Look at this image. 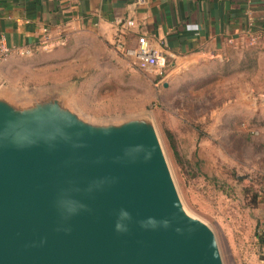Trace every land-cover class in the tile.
Instances as JSON below:
<instances>
[{"label": "water", "instance_id": "95a60500", "mask_svg": "<svg viewBox=\"0 0 264 264\" xmlns=\"http://www.w3.org/2000/svg\"><path fill=\"white\" fill-rule=\"evenodd\" d=\"M64 86L0 88V264H222L214 233L182 204L151 123L86 119ZM61 195L86 210L62 219ZM121 209L132 222L117 232ZM148 217L155 227L140 226Z\"/></svg>", "mask_w": 264, "mask_h": 264}, {"label": "rangeland", "instance_id": "374dc122", "mask_svg": "<svg viewBox=\"0 0 264 264\" xmlns=\"http://www.w3.org/2000/svg\"><path fill=\"white\" fill-rule=\"evenodd\" d=\"M66 53L55 77L67 80L45 86L65 85L86 119L145 118L182 204L210 227L222 264H264V138L252 130L264 71L247 57H223L167 60L146 72L92 37Z\"/></svg>", "mask_w": 264, "mask_h": 264}, {"label": "crops", "instance_id": "0c3cea01", "mask_svg": "<svg viewBox=\"0 0 264 264\" xmlns=\"http://www.w3.org/2000/svg\"><path fill=\"white\" fill-rule=\"evenodd\" d=\"M248 11L260 36L254 45L246 40ZM118 20L134 22L125 36L128 46L144 35L166 61L247 57L264 71V0H0V39L16 49L0 60V88L27 91L66 81L55 75L71 44L92 37L111 47ZM43 28L53 41L48 50L39 46ZM25 48L30 55L19 54ZM254 113L252 130L264 138V95Z\"/></svg>", "mask_w": 264, "mask_h": 264}, {"label": "built area", "instance_id": "2783aa9c", "mask_svg": "<svg viewBox=\"0 0 264 264\" xmlns=\"http://www.w3.org/2000/svg\"><path fill=\"white\" fill-rule=\"evenodd\" d=\"M134 26L132 20H118L114 22L115 38L111 43L112 50L120 55L129 67H135L142 71H151L163 67L166 63L165 56L160 48L152 43L146 36L142 35L137 38L136 46H128L125 40L128 30ZM255 21L251 12H247L246 40L248 45H254L259 39V33L255 29ZM53 41L47 28H43V35L40 38L39 46L47 50L51 47ZM13 46L7 44L2 38L0 39V60L6 59L10 54L15 52ZM22 56L31 54L28 48L18 51ZM264 233V228L261 231Z\"/></svg>", "mask_w": 264, "mask_h": 264}, {"label": "clouds", "instance_id": "9594fccd", "mask_svg": "<svg viewBox=\"0 0 264 264\" xmlns=\"http://www.w3.org/2000/svg\"><path fill=\"white\" fill-rule=\"evenodd\" d=\"M98 186L95 182L93 185H90L88 191H91L93 187ZM55 207L57 208L58 213L61 218L67 220L72 216L78 214L82 210H86L87 205L82 203L79 200L69 198L66 196H59L55 201ZM132 222L131 214L126 209H121L117 215V219L114 223V229L117 232L127 231L129 224ZM167 224L166 221L162 222ZM141 227H155L157 222L154 218L148 217L146 220L139 221Z\"/></svg>", "mask_w": 264, "mask_h": 264}, {"label": "trees", "instance_id": "16d2710c", "mask_svg": "<svg viewBox=\"0 0 264 264\" xmlns=\"http://www.w3.org/2000/svg\"><path fill=\"white\" fill-rule=\"evenodd\" d=\"M260 236H264V233L260 234ZM258 239H259L260 243H264V237H259Z\"/></svg>", "mask_w": 264, "mask_h": 264}]
</instances>
